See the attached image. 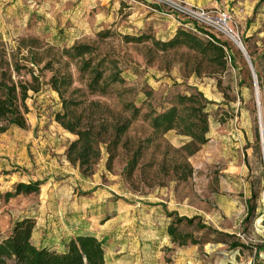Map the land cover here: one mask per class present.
<instances>
[{
  "label": "rangeland",
  "instance_id": "1",
  "mask_svg": "<svg viewBox=\"0 0 264 264\" xmlns=\"http://www.w3.org/2000/svg\"><path fill=\"white\" fill-rule=\"evenodd\" d=\"M199 1L207 3L200 7L233 15L232 26L253 68L226 33H218L233 55L225 68L210 59L212 52L205 56L183 35L163 48L162 43L190 30L172 19L141 13L126 0H0V81L31 82L34 74L39 86V91H29L26 128L0 120V226L10 228L17 218L37 212L43 192L6 196L17 183L39 181L41 191L51 182L46 214L62 217L58 231L71 230L67 219L98 232L105 264H264V3L254 13L258 0ZM191 32L204 42L211 40L205 32ZM75 44H90L94 51L64 53ZM88 59L91 67L84 65ZM99 60L104 85L91 90L88 83ZM54 72L72 75L65 93L74 101L69 109L97 128L107 127L102 130L106 138L112 139L113 126L131 116L128 101L140 108L119 145L111 147L112 160L102 143L88 175L67 157L77 136L55 120L63 105L50 84ZM115 74L121 81L111 79ZM196 90L209 101V131L207 142L187 158L192 176L180 181L172 168L176 149L191 140L179 129L145 143L142 159L129 174L132 151L153 136L151 116L177 104L178 94ZM48 135L59 139L39 152L44 157L49 153L53 169L44 167L47 158L36 163L33 148V137ZM13 136H23L25 143L9 157L7 139ZM3 159L14 164L7 167ZM27 160L35 165L26 167ZM64 165L65 170L59 168ZM248 203L255 213L244 222ZM172 212L201 217L240 245H177L167 232ZM185 230L201 234L191 226ZM257 246H262L259 253Z\"/></svg>",
  "mask_w": 264,
  "mask_h": 264
},
{
  "label": "trees",
  "instance_id": "2",
  "mask_svg": "<svg viewBox=\"0 0 264 264\" xmlns=\"http://www.w3.org/2000/svg\"><path fill=\"white\" fill-rule=\"evenodd\" d=\"M264 3V0H258L255 5L254 13ZM186 29V28H184ZM190 30V29H189ZM200 31L211 35L213 40L203 41L193 32H179L177 36L165 43L163 48L175 45L183 35L185 39L190 40L189 45L199 48L201 52L208 56L213 53L210 59L219 61L221 66L225 68L227 61L233 60V55L229 50L228 43L222 40L218 33L210 32L204 27L199 28ZM188 43V42H187ZM243 53L249 60L251 68H253L250 60L248 49L242 44ZM94 47L90 44H75L64 50L66 54L83 56L92 54ZM85 66L91 67L90 59L86 60ZM101 60L96 67L92 68L93 76L88 83L91 90H95L101 84L104 85L103 72L99 68ZM254 73V72H253ZM258 74V72H257ZM111 79L121 81L118 74ZM259 83L260 79L258 78ZM36 75H32L31 82H10L4 78L0 81V120H6L9 124L26 128V113L29 111L27 99L30 97L29 91H39ZM73 83L70 73H63L58 76L57 72L50 78V84L62 100L63 111L56 112L55 120L58 121L66 130L74 133L77 138L70 142L67 149V157L69 161L79 166L82 173L88 175L92 172L94 164L101 156V144L106 143L110 153V159L114 157L112 146H117L121 142L123 136L127 133L133 120L140 116V108L133 102L128 101L126 107L133 109L130 117L124 121L115 124L112 128L113 138L104 137L102 130L108 131L103 124L101 128H97L94 122L85 120L82 114L69 109L74 102L70 98L65 97L66 90ZM261 85V84H260ZM209 101L199 90L190 94H178L177 104L166 107L163 111L157 112L151 116V127L153 128V136H149L143 140L132 151L131 158L127 164V171L132 174L138 166L143 156L144 144L153 142L158 135L164 134L171 129H179L181 134L191 138L179 149H176L177 157L172 160V168L178 180H187L193 174V167L187 158L197 152L200 147L207 142V132L209 131V115L206 110ZM3 130L6 129L4 126ZM156 136V137H155ZM259 139V135H258ZM39 181L19 182L13 191L6 193L8 198L19 194L30 195L40 192ZM255 213V206L248 203V212L244 218V222L250 220ZM172 217L167 227L168 235L173 243L183 246L188 244L204 245L210 241L229 243L232 247L240 245L238 241L233 240V235L211 224L206 223L198 216L188 217L179 215L176 212L169 214ZM36 226L35 219L31 215H24L17 219L12 228L3 232L0 227V264H105L104 243L95 235L79 234L72 237L65 250L58 251L47 246H37L33 241V232ZM186 226L193 227L200 235L193 231L185 230ZM257 253L262 250V246H257Z\"/></svg>",
  "mask_w": 264,
  "mask_h": 264
},
{
  "label": "crops",
  "instance_id": "3",
  "mask_svg": "<svg viewBox=\"0 0 264 264\" xmlns=\"http://www.w3.org/2000/svg\"><path fill=\"white\" fill-rule=\"evenodd\" d=\"M128 1L129 4L132 5V7L135 9L137 8L139 10V12L141 13H150L152 17H157L160 19L168 18V19H172L169 18L167 16L162 15L160 12H156L153 11L150 8H146L140 4H137L131 0H126ZM188 2L194 4V5H206L207 3L205 2H201L199 0H187ZM158 8V7H157ZM159 10H161L162 8H158ZM174 20V19H172ZM175 22H177L176 20H174ZM178 24V22H177ZM179 25V24H178ZM30 100L32 101L31 97H29L27 99V104L29 106V108H32V103L30 102ZM14 138H9L7 139V141H9V143L6 146V153L7 155H9V157H13L15 155V153L17 152L16 148L19 147L21 148V146L25 143L23 136H13ZM59 138H57L55 135H48L47 138L41 140V138H34L33 137V148L35 149V151L37 152V161L36 163L40 164L41 160L44 158H47L49 160V162H46L44 167H49V169H53L55 168V164L53 162V159H51L49 153L46 154V157L43 156V153L39 152L40 147H45L46 145H49L51 147V145H54L55 142L58 141ZM41 142V143H40ZM49 147V148H50ZM51 159V160H50ZM6 164H8L7 167L11 168V164H14V161L11 160L10 162L7 159H3ZM18 163V162H16ZM26 167H30L35 165V161H31V160H27L25 163ZM49 164V166H48ZM42 168V167H41ZM60 169L65 170L66 166L64 165L63 167L59 166ZM50 183H48L46 185V189L44 190V188H42V190L40 191V193L43 192V194H41V201L40 203L37 205V212L36 213H32L31 212V216L35 219L36 222V226L33 232V241L37 246H47L49 248L52 249H56L58 251H63L66 248V245L68 243V241L72 238V237H76L79 234H92L95 235L99 238L98 232H95L94 230H86V228H84L85 226H80V228H77L74 225V222H69V220L65 219L66 222L70 223V228L71 230H63L62 231H58V227L63 228L61 225L64 220H62L61 218H58V216L54 217L52 214H46L48 213L51 208H50V200H51V196L53 194V188H50ZM45 187V186H42ZM45 191V193H44ZM78 210H84V208L82 209H78ZM48 211V212H47ZM80 211V212H81ZM23 217V216H21ZM19 217V218H21ZM17 218V219H19ZM16 219V220H17ZM15 220V221H16ZM14 221V222H15ZM71 221V220H70ZM13 222V224H14ZM12 224V226H13ZM12 226L10 228H4L3 226H0L3 232H7L9 231ZM169 236V235H168ZM170 237V236H169Z\"/></svg>",
  "mask_w": 264,
  "mask_h": 264
},
{
  "label": "built area",
  "instance_id": "4",
  "mask_svg": "<svg viewBox=\"0 0 264 264\" xmlns=\"http://www.w3.org/2000/svg\"><path fill=\"white\" fill-rule=\"evenodd\" d=\"M162 15L172 18L182 27L199 31L200 27L219 34L236 35L232 26L233 15L229 11H211L207 8L194 5L187 0H131ZM162 8L159 10L158 8ZM211 40L214 39L206 33ZM236 41L242 45L236 35Z\"/></svg>",
  "mask_w": 264,
  "mask_h": 264
},
{
  "label": "bare ground",
  "instance_id": "5",
  "mask_svg": "<svg viewBox=\"0 0 264 264\" xmlns=\"http://www.w3.org/2000/svg\"><path fill=\"white\" fill-rule=\"evenodd\" d=\"M231 37H232L233 39H236V38H235V37H236V35H232Z\"/></svg>",
  "mask_w": 264,
  "mask_h": 264
},
{
  "label": "water",
  "instance_id": "6",
  "mask_svg": "<svg viewBox=\"0 0 264 264\" xmlns=\"http://www.w3.org/2000/svg\"><path fill=\"white\" fill-rule=\"evenodd\" d=\"M240 46H241V49L244 51V48H243V46L240 44ZM263 138V137H262ZM264 140V139H263Z\"/></svg>",
  "mask_w": 264,
  "mask_h": 264
}]
</instances>
